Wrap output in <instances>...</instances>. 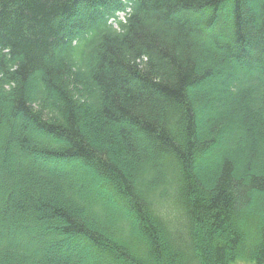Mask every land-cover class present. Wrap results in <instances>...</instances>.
I'll return each mask as SVG.
<instances>
[{
	"label": "trees",
	"instance_id": "1",
	"mask_svg": "<svg viewBox=\"0 0 264 264\" xmlns=\"http://www.w3.org/2000/svg\"><path fill=\"white\" fill-rule=\"evenodd\" d=\"M240 258L264 264V0H0V264Z\"/></svg>",
	"mask_w": 264,
	"mask_h": 264
},
{
	"label": "rangeland",
	"instance_id": "2",
	"mask_svg": "<svg viewBox=\"0 0 264 264\" xmlns=\"http://www.w3.org/2000/svg\"><path fill=\"white\" fill-rule=\"evenodd\" d=\"M118 17H119V19H124L125 18V15L123 14V13H119L118 14ZM173 215H171V217H172ZM231 264H252L251 262H249V261H247V260H245V259H242V258H240V259H236L234 262H232Z\"/></svg>",
	"mask_w": 264,
	"mask_h": 264
}]
</instances>
